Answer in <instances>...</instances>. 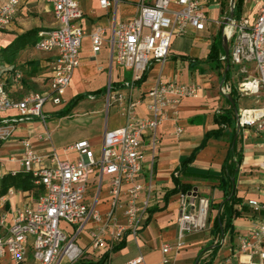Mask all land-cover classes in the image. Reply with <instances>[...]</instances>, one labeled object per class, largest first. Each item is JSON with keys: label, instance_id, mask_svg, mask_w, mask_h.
I'll return each instance as SVG.
<instances>
[{"label": "built area", "instance_id": "built-area-1", "mask_svg": "<svg viewBox=\"0 0 264 264\" xmlns=\"http://www.w3.org/2000/svg\"><path fill=\"white\" fill-rule=\"evenodd\" d=\"M23 0H6L0 7V30L11 26ZM53 5L58 26L38 33L37 46L46 52H56L47 91H32L21 99H13L3 83L0 84V113H16L0 119V144L10 135L15 124L34 118L45 121V106L66 105L65 95L74 71L80 65L83 38L88 34L82 24L80 0H48ZM119 0H99L102 9H110ZM207 0H141L138 15L128 22L115 24L110 39L104 26H94L90 33L92 50L99 53L108 41L112 61L132 71L127 88L133 87L153 61L164 62L170 54L174 36L185 35L190 28L205 30L207 17L204 5ZM229 40L230 67L238 68L235 75L245 74L236 86L239 96L264 97V5L254 16L241 15L224 21ZM227 66V56L220 54ZM250 65L254 66L251 73ZM20 73L18 77H20ZM233 85L224 82L221 92L227 96ZM201 85L197 82L158 80L143 96L133 98L108 87L109 105L113 98L118 102L124 125L106 129L103 144L95 150L89 139L71 146L79 153L74 161L63 160L55 151L50 155L51 165H44L30 138L22 140L21 164L31 173L34 183L43 187L34 205L18 209L13 221L0 234V263L14 264H75L87 251L98 255L112 250L130 233L138 236L148 217L150 191L142 198L143 183L140 175L146 157L145 139L154 156L160 142L159 126L179 113L185 98L199 97ZM93 97V96H91ZM144 103L149 115L138 116L137 107ZM257 103V102H256ZM260 103V102H259ZM242 128H254L264 138V104L239 109ZM226 127V125H224ZM177 127L176 134L182 132ZM47 136L51 138V133ZM264 168V160L262 162ZM96 178L94 197L87 202L88 187ZM108 185V207L99 206L101 192ZM125 190L123 191V189ZM12 192V191H11ZM252 209L251 227L238 238L230 264H264V187L263 197L247 200ZM208 200L193 193H182L181 213L173 243L162 247L163 263L170 264L186 246L187 235L206 227ZM5 225V216L0 217ZM90 245L83 248L77 243L82 231L89 229ZM72 227V231L68 230ZM143 256L130 261L140 264Z\"/></svg>", "mask_w": 264, "mask_h": 264}, {"label": "crops", "instance_id": "crops-1", "mask_svg": "<svg viewBox=\"0 0 264 264\" xmlns=\"http://www.w3.org/2000/svg\"><path fill=\"white\" fill-rule=\"evenodd\" d=\"M5 1L0 0V7ZM140 2L141 0H119L116 5L106 10L100 7L99 0H80L79 4L83 11L82 24L88 34L83 38L82 44L85 43V49L80 50V65L74 71L70 86L66 91V104L77 94L108 89L112 83L124 84L132 79L125 76L128 69L112 61V50L108 41L99 53L93 52L89 33L94 26L102 25L110 39L115 24L131 21L138 15ZM231 3L232 0H207L204 5L207 17L205 30L190 28L185 35L174 36L169 57L164 62L153 61L142 81L135 82L131 88L124 87L116 90L123 94H131L133 98H139L160 79L179 82L193 81L201 85L199 97L183 99L178 107V115L174 116L170 111V117L159 126L160 142L154 156L148 146V140L145 139L146 157L140 180L144 185L142 198H145L150 191L149 220L143 225L138 236L135 237L130 233L125 236V246L121 249L103 250L98 255H93L89 249L82 260L98 261L109 253L104 264H130V261L140 256L144 258L140 264H164L162 247L166 243L175 241L178 217L181 213L182 193L170 194L176 185L175 178H179L182 183L189 184L192 187L191 191L196 190L198 197L212 194L215 198L212 207L213 204L223 201L224 194L219 187L218 179L229 153L230 128L226 129L223 136L210 138L206 146L196 154L194 161L186 168L182 166V162L201 144L208 131L219 127L215 121L216 114L230 107L229 99L220 89L223 81L222 67L224 68L226 64L219 61L220 67H215L209 61L208 56L218 33L223 28L225 19L231 13ZM263 5L264 0H243L241 15L254 17ZM56 26L58 22L54 16L53 5L48 0H23L11 26L0 30V84H4L13 99H21L32 91L44 92L49 89L56 52H46L37 44H28L18 52L13 62H9L1 50L28 30L36 28L40 32ZM249 68L252 70L251 73H254V66L250 65ZM236 71L238 72V68L231 67L230 78L225 79V82L233 85V89L236 88L232 83ZM19 73L20 77H18ZM107 94L108 91L96 97L83 99L72 112L80 105L91 106V108L99 107ZM114 94L115 91H113ZM242 97L247 96H239L238 100ZM113 100L116 102L114 98ZM46 105L49 106L45 109L47 114L52 115L64 107H54L51 103ZM111 105L114 106L112 128L107 126L106 121L104 130L102 126L95 129L91 127L92 134H90L91 131L86 130L74 132L64 140L68 142L63 148L58 145L56 130H59L60 123L67 117H72V114L58 117L59 123L56 125L46 126L39 118L15 124L10 130V135L0 144V181L7 173H26L21 164L22 140L25 138H30L36 151L44 156V165L52 164L50 155L55 151L63 160H77L79 153L71 146L82 139H89L95 150L99 151L103 144L105 130L120 127L126 122L118 102ZM243 107L246 106L238 108ZM15 113V110L0 113V119ZM137 113L139 117L149 115L144 103L138 105ZM179 126L183 130L180 134H176ZM102 131L103 134L100 137ZM48 132L51 133V138L47 136ZM239 132L238 146L242 148L244 157L237 176L236 188L237 196L242 200L237 208L242 214L234 219V239L231 240L230 234L222 239V242L227 238L231 242L230 254L225 257L227 260L220 257L222 243L213 264H230L229 259L234 257L235 250L233 249L237 247L239 236L247 233L251 227L253 212L246 202L249 199L263 197L264 168L261 165L264 160L263 135L254 128H241ZM69 153H73L75 158H70ZM32 179L34 181L33 176ZM95 184L96 178H93L90 191L86 195L87 202L93 201ZM39 187L36 184L33 190L12 187L0 198V217L5 216V225H0V234L11 225L18 209L35 204L40 195L36 196ZM109 198L108 185L105 184L99 199L101 209L105 210L108 207ZM243 204L247 206L245 209ZM92 228L90 225L89 229L82 231L77 238V243L85 249L90 245L89 231ZM68 230L73 229L68 227ZM211 236L213 237L212 234ZM211 236L204 238L203 230L188 234L186 246L179 251L175 260L170 264H195L201 250L206 247L205 242ZM206 253L208 256L210 251ZM0 264L14 263L3 261Z\"/></svg>", "mask_w": 264, "mask_h": 264}, {"label": "trees", "instance_id": "trees-1", "mask_svg": "<svg viewBox=\"0 0 264 264\" xmlns=\"http://www.w3.org/2000/svg\"><path fill=\"white\" fill-rule=\"evenodd\" d=\"M243 0H235L234 7V17L239 18L241 16ZM38 33L39 29H31L26 31L24 34L18 36L10 45L3 48L1 52L4 54L6 59L9 62H13L18 54V52L27 46L28 44H37L38 42ZM225 53L224 44H223V35L222 30L218 33L217 39L214 41L208 59L215 67H220V54ZM230 69L226 72L224 71L222 78L228 79L230 78ZM146 69L143 72L141 78H139L136 82L142 81L147 74ZM112 90L116 91L124 88V84L112 83ZM108 91L107 88H103L93 92L81 93L74 96L62 109L53 113V115L57 117H64L72 114V111L77 106V104L83 99L89 98L91 96L96 97L98 95L104 94ZM232 96L236 102L239 99V95L236 92V89L232 90ZM229 108L220 110L215 117V121L219 124L217 129L210 130L206 133L204 139L201 144L195 148L192 154L186 158L182 162V166L186 168L189 163H192L196 157V154L206 146L208 140L212 137H221L226 133V129L230 128V139L231 144L229 148L228 156L225 160V163L222 168V174L219 177V187L223 191L224 199L222 202L213 204V207L218 209V214L213 220V225L211 228V234L213 235L215 241L211 246L204 247L199 255V258L196 260L195 264H213L215 258L219 250L222 247V239L225 238L227 234L231 235V240L234 239L235 236V228H234V219L239 217L242 212L237 208L238 204L242 203V200L237 196V176L239 173L240 166L243 162V150L239 148V134H237V121L236 114L233 105L229 101ZM238 107V105H237ZM226 125V127H224ZM182 167V168H183ZM234 179V181H233ZM175 187L170 191L172 193H189L192 190V187L189 184L182 183L179 178H175ZM15 187L17 189L22 190H33L35 187L34 181L32 179L31 173H7L2 176L0 181V198L4 196L10 188ZM43 191V187L40 186L38 191H36V196ZM247 206L243 204V208L245 209ZM149 220L147 218L146 222ZM145 222V223H146ZM125 246V238L116 244L113 247V251L119 250ZM234 246V245H233ZM235 250V248L233 249ZM210 251L209 255L203 257V255ZM109 257V253L103 256L98 261H89V260H81L77 264H104Z\"/></svg>", "mask_w": 264, "mask_h": 264}, {"label": "rangeland", "instance_id": "rangeland-1", "mask_svg": "<svg viewBox=\"0 0 264 264\" xmlns=\"http://www.w3.org/2000/svg\"><path fill=\"white\" fill-rule=\"evenodd\" d=\"M227 5H228V1H227ZM85 43L82 44L81 47V51H83L85 49L84 47ZM222 74L224 73V69L222 67ZM235 74H237V71L235 72ZM132 71H126L125 76L127 78H132ZM223 76V75H222ZM243 76H245V74L243 75H239V77H236L234 75L233 78V84L236 87L239 83V81L243 78ZM257 102V103H256ZM260 102V103H259ZM116 102H114L113 100V104H115ZM263 105L264 104V97L261 98H256V97H242L240 100L237 101V105L238 107H242V106H253V105ZM49 108L48 105L45 106V109ZM72 117H67L65 119V121L60 123V127L59 130H56V139L58 142L59 146H65V144L68 141H64L67 137H69L70 135H72L74 132L77 131H82L84 132L86 131H91L92 128H97V127H102L103 126V130L105 128V124L107 121V126L109 128L113 127V115H114V106L113 105H109V101H108V94L106 96H104L103 98V102L99 107H83V105L78 106L74 112H72ZM42 121L43 124H45L46 126H48L49 124L52 125H56L57 123H59V118L55 115H52L50 113L46 114V119L45 121L43 119H40ZM82 128V129H81ZM89 128V129H88ZM93 131H91L90 134H92ZM86 133V132H85ZM103 131L100 133V137L102 136ZM98 145V144H97ZM70 154V158H75V155L73 153H69ZM40 188V187H39ZM90 186L88 187V192L90 191ZM42 192V191H41ZM40 192V193H41ZM87 192V193H88ZM39 193V194H40ZM206 198L208 200V213H207V218H206V227H204L203 230L204 231V238L206 237H210V229L212 228V224H213V220L216 217V215L218 214V210L216 208L212 207V203L213 200H215V198L213 197V195H209V196H199V198ZM197 230V231H200ZM195 231V232H197ZM210 235V236H208ZM223 243V248L220 251V257L221 259H224L225 261L227 260L225 257H227L226 255L230 254V247H231V242L229 241V239L227 238ZM212 244H214V239L211 236V238L205 242L204 246H211ZM207 253H205V257H206Z\"/></svg>", "mask_w": 264, "mask_h": 264}, {"label": "water", "instance_id": "water-1", "mask_svg": "<svg viewBox=\"0 0 264 264\" xmlns=\"http://www.w3.org/2000/svg\"><path fill=\"white\" fill-rule=\"evenodd\" d=\"M232 9H231V13L230 15L225 19V23L230 21L233 17H234V7H235V0H232ZM222 35H223V44H224V51H225V54L227 56V66H226V69L225 71L227 72L229 70V67H230V61H229V54H230V48H229V40H228V34L227 32L225 31V26L223 24V28H222ZM225 82V79H223L222 83H221V86H223ZM227 98L229 99L230 103L233 105L234 107V110H235V114H236V121H237V128H238V131H237V134H239V131L241 130V125L239 123V117H238V112H239V108L237 107L236 105V102L232 96L231 93L227 94ZM234 181V179H233ZM191 193H193L194 196L197 195V192L196 190L194 191H191Z\"/></svg>", "mask_w": 264, "mask_h": 264}]
</instances>
